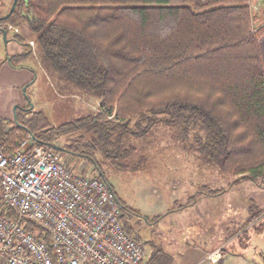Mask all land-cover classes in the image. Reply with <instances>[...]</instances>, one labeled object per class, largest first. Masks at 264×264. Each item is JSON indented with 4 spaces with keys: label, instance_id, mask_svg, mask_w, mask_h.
<instances>
[{
    "label": "trees",
    "instance_id": "1",
    "mask_svg": "<svg viewBox=\"0 0 264 264\" xmlns=\"http://www.w3.org/2000/svg\"><path fill=\"white\" fill-rule=\"evenodd\" d=\"M10 8L0 6V14ZM3 22L37 32L41 61L62 96L98 101L57 125L32 103L16 109L9 130L0 120L6 152L31 137L89 162L88 172L110 184L103 167L143 168L145 154L124 162L157 127L172 124L191 137L188 146L203 165L230 179L227 188L207 183L199 193L216 195L241 181L264 189V13H255L250 0H18ZM14 36L29 45L9 57L19 66L32 46ZM254 210L244 227L263 219L264 208ZM0 211L16 217L2 198ZM21 224L51 243L43 227Z\"/></svg>",
    "mask_w": 264,
    "mask_h": 264
},
{
    "label": "rangeland",
    "instance_id": "2",
    "mask_svg": "<svg viewBox=\"0 0 264 264\" xmlns=\"http://www.w3.org/2000/svg\"><path fill=\"white\" fill-rule=\"evenodd\" d=\"M10 3L11 0H0L5 12ZM250 3L255 13H264V0H250ZM16 33L25 37L26 43L32 46L31 54L22 57L19 66L11 64L7 54L23 53L29 45L15 39ZM9 38L6 46L0 36V120L6 123L5 131L10 128L7 120L14 118L16 109L29 103L36 110H43L55 125L73 117L79 109L97 108V100L80 102L58 92L55 77L41 61L38 34L28 24L13 27ZM182 134L177 125H161L142 145L138 142L139 149L134 150L124 164L138 163L141 155L145 154L146 164L141 169L103 167L105 177L125 204L122 207L123 223L132 229L134 235H140L148 255L156 251L161 254L159 257H169L164 249L180 240L201 242L208 247L217 241L213 240L217 237L218 244L209 250L203 260L208 264L210 253L221 249L222 254L234 246L233 240L243 243L250 237V259L264 264V257L259 251L260 248L264 252V214L255 226L252 225L256 221L247 227L243 225L251 206L254 211L264 206V189L250 181H241L216 195L199 193L207 183L215 190L227 188L230 179L223 177L217 168L203 165L188 146L191 137L185 140ZM63 142V138L57 141L59 145ZM66 159L73 170L90 174L88 171L92 166L89 162L68 156ZM1 195L0 184V203Z\"/></svg>",
    "mask_w": 264,
    "mask_h": 264
},
{
    "label": "built area",
    "instance_id": "3",
    "mask_svg": "<svg viewBox=\"0 0 264 264\" xmlns=\"http://www.w3.org/2000/svg\"><path fill=\"white\" fill-rule=\"evenodd\" d=\"M0 264H146L145 242L129 233L122 206L105 180L73 170L66 157L28 137L16 151L0 144ZM46 229L51 243L26 229ZM53 251V253H52ZM221 249L208 264H225Z\"/></svg>",
    "mask_w": 264,
    "mask_h": 264
},
{
    "label": "crops",
    "instance_id": "4",
    "mask_svg": "<svg viewBox=\"0 0 264 264\" xmlns=\"http://www.w3.org/2000/svg\"><path fill=\"white\" fill-rule=\"evenodd\" d=\"M260 44H261L262 55H263V60H264V35L260 39ZM261 207L264 208V206H261ZM136 234L140 237L138 233ZM216 239L217 241L215 243H212L208 247H205L204 245H202L201 242H198V243L190 242L189 243L187 241L183 242V240H180L174 243L173 245H170V248L164 249L165 255H168L169 257H159V255L161 256V254H158V252L155 253L156 251H153L151 255H148V252H147L146 264H175L174 262H177L178 264H206L203 260L206 254L209 252V250L213 246L218 244L219 239L217 237L214 238L213 240H216ZM213 240L211 239V241ZM249 240H250V237H249ZM249 240L246 241L247 243L246 242L240 243L238 241L233 240L234 246L231 247L228 251L222 252V261L225 264H229V262H231L232 264H258L257 262L254 263L250 259V255H251L250 248H252V246L249 243ZM254 250L258 251V249H254ZM259 251L264 257V252L260 248H259ZM171 256H173L174 258H172Z\"/></svg>",
    "mask_w": 264,
    "mask_h": 264
},
{
    "label": "flooded vegetation",
    "instance_id": "5",
    "mask_svg": "<svg viewBox=\"0 0 264 264\" xmlns=\"http://www.w3.org/2000/svg\"><path fill=\"white\" fill-rule=\"evenodd\" d=\"M5 14L6 13L0 14V17H3ZM13 27L14 26L7 25L5 22L2 23V19H0V36H2L4 38V31L6 32V36H7V43L5 42L6 43V46L8 44V40H10L9 34H10V31L12 30ZM15 54H17V53H15ZM7 55H8L7 58L9 59V57L11 56V54L8 53Z\"/></svg>",
    "mask_w": 264,
    "mask_h": 264
},
{
    "label": "water",
    "instance_id": "6",
    "mask_svg": "<svg viewBox=\"0 0 264 264\" xmlns=\"http://www.w3.org/2000/svg\"><path fill=\"white\" fill-rule=\"evenodd\" d=\"M17 1H18V0H14V1H13L12 6H11L9 12H8L6 15H4L3 17H0V19L8 18V17L13 13V11H14V9H15V7H16ZM4 38H5V39H4L5 42L7 43V36H6V32H5V31H4ZM53 148H55V149H59V147H58L57 145H53Z\"/></svg>",
    "mask_w": 264,
    "mask_h": 264
}]
</instances>
